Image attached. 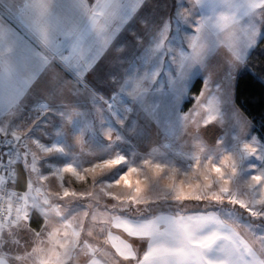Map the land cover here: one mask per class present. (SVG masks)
I'll list each match as a JSON object with an SVG mask.
<instances>
[{"label":"snow or ice","instance_id":"6c2138e0","mask_svg":"<svg viewBox=\"0 0 264 264\" xmlns=\"http://www.w3.org/2000/svg\"><path fill=\"white\" fill-rule=\"evenodd\" d=\"M159 7L0 0V264H264V0Z\"/></svg>","mask_w":264,"mask_h":264},{"label":"trees","instance_id":"16d2710c","mask_svg":"<svg viewBox=\"0 0 264 264\" xmlns=\"http://www.w3.org/2000/svg\"><path fill=\"white\" fill-rule=\"evenodd\" d=\"M253 70L264 68V42L260 43L251 54ZM236 104L254 123L257 131L264 128V83L252 78L250 73H242L238 82ZM23 190V179L17 188Z\"/></svg>","mask_w":264,"mask_h":264},{"label":"crops","instance_id":"0c3cea01","mask_svg":"<svg viewBox=\"0 0 264 264\" xmlns=\"http://www.w3.org/2000/svg\"><path fill=\"white\" fill-rule=\"evenodd\" d=\"M151 2L154 5H159L160 6L159 8L156 9L157 12L163 13V12H165L167 10L166 7H165V5L168 4V3H170L171 0H151ZM134 27H136L139 30V28H140L139 23L137 25H135ZM55 223H56L55 220H51L50 221V227H52L53 225H55ZM112 235H114V236H120L122 239H126V236L119 235L118 233H112ZM105 238H106V234L105 235H101V236H95L92 239H93V242H95V243H101L102 244V242H103V240ZM105 247L108 248L110 251H114V249H111V245H105Z\"/></svg>","mask_w":264,"mask_h":264},{"label":"rangeland","instance_id":"374dc122","mask_svg":"<svg viewBox=\"0 0 264 264\" xmlns=\"http://www.w3.org/2000/svg\"><path fill=\"white\" fill-rule=\"evenodd\" d=\"M237 105V104H236ZM238 107V106H237ZM239 108V107H238ZM240 109V108H239ZM241 110V109H240ZM242 112V111H241ZM243 113V112H242ZM244 114V113H243ZM245 115V114H244ZM246 116V115H245ZM247 117V119L249 120V121H251V123H252V125L255 127L256 125H255V123L248 117V116H246ZM210 128L212 129L209 133H208V135L206 136V138L207 139H209V140H211L212 139V137L214 136V135H216V134H219V129L218 128H215V127H213V126H210ZM151 139L152 140H154V141H163V136L161 135V136H157L156 135V133H155V130H152L151 131ZM111 231H112V233H118L119 235H124V236H126V234H124L123 233V230L122 229H116V228H111L110 229ZM98 240V239H97Z\"/></svg>","mask_w":264,"mask_h":264},{"label":"built area","instance_id":"2783aa9c","mask_svg":"<svg viewBox=\"0 0 264 264\" xmlns=\"http://www.w3.org/2000/svg\"><path fill=\"white\" fill-rule=\"evenodd\" d=\"M17 190V189H16ZM18 191V190H17Z\"/></svg>","mask_w":264,"mask_h":264}]
</instances>
